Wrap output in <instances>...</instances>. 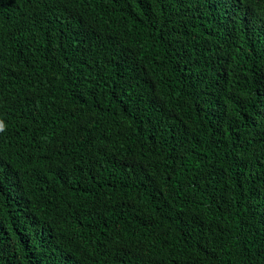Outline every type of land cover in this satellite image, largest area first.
<instances>
[{"label":"trees","instance_id":"obj_1","mask_svg":"<svg viewBox=\"0 0 264 264\" xmlns=\"http://www.w3.org/2000/svg\"><path fill=\"white\" fill-rule=\"evenodd\" d=\"M0 264H264V0H0Z\"/></svg>","mask_w":264,"mask_h":264}]
</instances>
